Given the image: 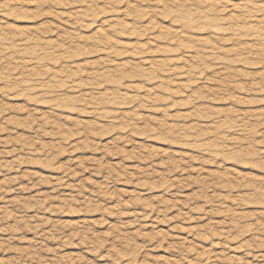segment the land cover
<instances>
[{"label": "rangeland", "instance_id": "374dc122", "mask_svg": "<svg viewBox=\"0 0 264 264\" xmlns=\"http://www.w3.org/2000/svg\"><path fill=\"white\" fill-rule=\"evenodd\" d=\"M0 264H264V0H0Z\"/></svg>", "mask_w": 264, "mask_h": 264}]
</instances>
